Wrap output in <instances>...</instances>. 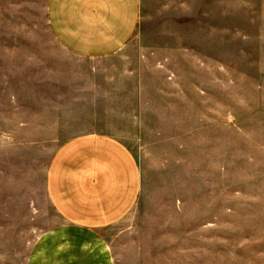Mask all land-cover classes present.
I'll use <instances>...</instances> for the list:
<instances>
[{"label": "rangeland", "instance_id": "rangeland-1", "mask_svg": "<svg viewBox=\"0 0 264 264\" xmlns=\"http://www.w3.org/2000/svg\"><path fill=\"white\" fill-rule=\"evenodd\" d=\"M142 7L139 36L90 60L50 41L44 0H0V264H25L51 215L34 209L55 146L91 130L144 168L117 264H264V0Z\"/></svg>", "mask_w": 264, "mask_h": 264}, {"label": "crops", "instance_id": "crops-1", "mask_svg": "<svg viewBox=\"0 0 264 264\" xmlns=\"http://www.w3.org/2000/svg\"><path fill=\"white\" fill-rule=\"evenodd\" d=\"M44 18L54 45L90 60L126 48L144 22L142 0H44ZM143 169L114 134L91 130L57 144L39 195L47 207L34 209L51 215L28 246L25 264H117V248L142 222ZM30 204L27 197V216Z\"/></svg>", "mask_w": 264, "mask_h": 264}]
</instances>
